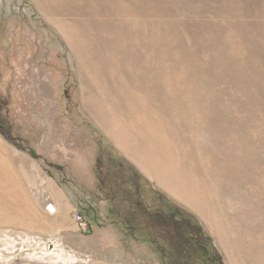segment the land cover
Here are the masks:
<instances>
[{
    "label": "rangeland",
    "instance_id": "rangeland-1",
    "mask_svg": "<svg viewBox=\"0 0 264 264\" xmlns=\"http://www.w3.org/2000/svg\"><path fill=\"white\" fill-rule=\"evenodd\" d=\"M113 116L153 137L145 208L264 264V0H0V264H169L100 186Z\"/></svg>",
    "mask_w": 264,
    "mask_h": 264
},
{
    "label": "trees",
    "instance_id": "trees-1",
    "mask_svg": "<svg viewBox=\"0 0 264 264\" xmlns=\"http://www.w3.org/2000/svg\"><path fill=\"white\" fill-rule=\"evenodd\" d=\"M27 152L34 158L42 157L30 147ZM109 157L107 161L100 157L96 166L100 186L110 193L107 199L130 224L149 233L169 264H209L208 259L211 264H224L219 254L211 256L210 236L199 221L175 212L154 213L145 208L142 187L150 186V180L122 154L111 151ZM55 167L63 170L62 166Z\"/></svg>",
    "mask_w": 264,
    "mask_h": 264
},
{
    "label": "crops",
    "instance_id": "crops-1",
    "mask_svg": "<svg viewBox=\"0 0 264 264\" xmlns=\"http://www.w3.org/2000/svg\"><path fill=\"white\" fill-rule=\"evenodd\" d=\"M131 118H125L123 116H113V119H112V125L114 126V128L111 130H109L107 127L103 126L105 129H107L108 131H110L112 133V135H115V139L118 140L119 144H120V148L121 150L123 151V153L132 161L131 163L132 164H136L137 166H139L138 168L140 170H142L144 172V174L147 176V178H150L152 179L153 178V175L151 174V165L156 162V158H157V149L153 143V137L150 135H145L146 133H142L140 134V141L139 142V145H141V149H139L142 153V150H146V153H144L145 156V159L142 158L139 153V155L137 154L138 152L136 151L137 148H135V146L133 145L135 142L137 141H133L132 138H129L125 135V131H124V128H119L117 127V125L119 126H122L124 127V124L126 123L127 125L130 124V123H133V122H130L128 120H130ZM133 119V118H132ZM125 122V123H123ZM115 124V125H114ZM124 131V132H122ZM124 133V134H123ZM153 134V133H152ZM130 135V134H129ZM118 136V137H117ZM136 139V138H135ZM134 139V140H135ZM152 139V140H151ZM138 140V139H136ZM141 140L144 141V144L141 143ZM147 140V141H146ZM152 141V142H151ZM125 142H129L127 143L128 144V147L127 145L125 144ZM138 145V147H139ZM153 145V147H152ZM155 150V153H152V151ZM148 160V161H147ZM88 166V165H87ZM83 167H86V166H83ZM146 169L150 172L148 173V171H146Z\"/></svg>",
    "mask_w": 264,
    "mask_h": 264
},
{
    "label": "built area",
    "instance_id": "built-area-1",
    "mask_svg": "<svg viewBox=\"0 0 264 264\" xmlns=\"http://www.w3.org/2000/svg\"><path fill=\"white\" fill-rule=\"evenodd\" d=\"M74 219H75V222L77 224V227L80 230H82L84 232H88L91 230V227H92L91 222L88 220L86 215L83 214L80 210L75 211Z\"/></svg>",
    "mask_w": 264,
    "mask_h": 264
}]
</instances>
